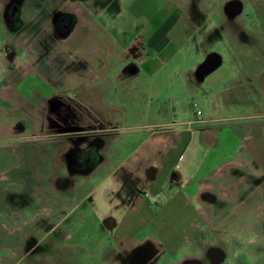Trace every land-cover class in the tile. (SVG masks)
<instances>
[{
	"label": "rangeland",
	"instance_id": "obj_1",
	"mask_svg": "<svg viewBox=\"0 0 264 264\" xmlns=\"http://www.w3.org/2000/svg\"><path fill=\"white\" fill-rule=\"evenodd\" d=\"M31 1L25 0L22 11L39 14L41 5ZM193 1L73 5L91 11L88 19L97 24V33L87 35L97 40V52L90 60L99 77L114 78L111 84L98 83L101 94L77 100L87 110L80 117L83 127L111 126L115 135L100 140L99 159L89 165L74 160L84 145L40 131L38 115L15 111L11 96L31 89V79L7 69L0 53V264H193L197 259L201 264H264V0H253L252 6L251 0H241L245 11L225 20L220 42L217 36L205 40L201 30L189 31L187 19L194 6L207 17L204 31H212L222 24L220 9L229 0ZM166 12L173 28L156 47L150 38ZM5 29L0 15V50L13 40ZM76 29L83 35L89 27L81 23ZM138 47L146 65L117 82L122 67L139 60L132 53ZM16 54L21 60L15 67L24 71V53ZM210 54L219 55L221 65L200 74L197 65ZM43 66L50 64L43 61ZM196 110L206 122L202 127L212 132V145L201 144L176 162L171 148L156 149L157 160L141 177L128 174L122 163L140 156L144 138L151 145L164 144L196 119ZM207 174L215 178L213 190L175 193L181 179ZM153 179L164 186L151 192ZM102 198L118 200L113 213L110 201L106 206ZM164 205L158 227L155 210ZM178 240V251L170 250L168 242L172 246ZM207 253L219 259L208 260Z\"/></svg>",
	"mask_w": 264,
	"mask_h": 264
},
{
	"label": "flooded vegetation",
	"instance_id": "obj_2",
	"mask_svg": "<svg viewBox=\"0 0 264 264\" xmlns=\"http://www.w3.org/2000/svg\"><path fill=\"white\" fill-rule=\"evenodd\" d=\"M87 1L89 0L31 1L34 7L37 3L38 6L41 5L39 14L22 11L23 5L27 4L25 0H5L0 8L2 21L6 25L5 32L13 39L3 49L1 46V58L6 62L4 66L17 73L19 78L31 79V89L28 88L26 93L17 90L11 96L12 102L16 104L15 111L22 115H25L23 111L38 115L40 131L65 135V142L84 145L74 159L84 162V165H89V161L95 163L99 159L95 150L101 139L115 138L111 126L103 129L100 125L96 129L94 125L83 127L80 124L81 114L87 110L77 100L101 94L97 91V85L103 79L109 80L108 84L114 83L112 77H99L97 65L90 60L93 52H97V40H92L87 34L96 35L97 24L89 21L88 16H92V13L87 8L79 11L78 8H73L74 4ZM81 23L84 27H89L83 35L75 33ZM19 39L20 44L17 43ZM16 50L24 53V71H18L15 67L17 60H21ZM43 61H48L50 66L42 67ZM122 68L120 75L116 77V81L121 83L136 72L133 64L126 63ZM50 71L53 72L52 75L47 74ZM48 89L52 91L49 92ZM111 107L107 109L112 112ZM29 119L33 127L34 120ZM99 131L107 133L94 135ZM205 258L217 261L219 255L207 253ZM196 261L192 263L203 262L198 259Z\"/></svg>",
	"mask_w": 264,
	"mask_h": 264
},
{
	"label": "crops",
	"instance_id": "obj_3",
	"mask_svg": "<svg viewBox=\"0 0 264 264\" xmlns=\"http://www.w3.org/2000/svg\"><path fill=\"white\" fill-rule=\"evenodd\" d=\"M156 3H179L182 5H186L189 0H154ZM198 2V0H194L193 2ZM251 6L253 5V0H251ZM236 2L240 5V13L237 14L236 16L232 17L231 13L227 14V12L225 11V6L229 3H233ZM208 3H213L212 0H208ZM164 9V8H163ZM260 10V7L258 8ZM192 13L190 14L191 16L188 17L187 21H188V26H189V31H195L196 29L201 30L204 34V36L207 35V38H205V40L210 41L209 37H215L217 36V41L220 42L222 40V35L223 33V29H224V25H225V20L228 18V20H234L236 18H239L240 16L243 15L244 11H245V4L241 1V0H229L227 2H225L221 9H220V15L223 16V21L222 24L217 25L216 27H214V29H212V31H208L209 28L205 29L207 31H204V28H202L205 25V28L207 26L206 24V18L201 12L196 11L195 7H192ZM262 11V10H260ZM254 13V12H253ZM167 17H165L163 24L157 29V31L154 32V34L152 35V37L150 38V42H152V44H155L156 47H159V45L163 44L164 42V36L166 35V33L173 28V17H171L170 12H166ZM255 14V13H254ZM232 18V19H231ZM188 33V32H187ZM204 39V38H203ZM213 41V40H211ZM130 47V45H129ZM141 49L140 47H138L135 52V55H138V59L136 62L133 63L134 68L136 69V71H140L139 67H144L146 65V60L142 59L141 56ZM205 56L202 57V61H205L206 57ZM204 58V60H203ZM222 60V59H221ZM202 64L204 62H201ZM200 63V64H201ZM199 65V64H198ZM197 65V66H198ZM221 65V64H220ZM196 66V67H197ZM201 66V65H199ZM199 77V76H198ZM109 121V120H108ZM111 121H113V119H111ZM195 120L193 121H188L186 124H184L186 127L183 128L182 130H179L178 132H176V134L174 135V137H172L170 140H165L164 144H154L151 145V140L149 139H145L144 138V146L142 145L140 147V156H136L135 154L132 155V157L126 161H124L122 163V165L124 166L125 170L128 171V174H132L136 177H141L144 173V171L147 169V167L151 164V162L153 160H157V158H155V153L154 151H156V149L159 150H163L164 148L168 147L171 148V152H174V159L172 160V162H176L175 160L180 159V157H183L182 160L185 158L186 155L188 154H193L196 153L198 149H200V147L204 144L207 143L208 145H212L211 142L209 141V139H212L210 137V131L205 129L204 127H202L206 122L205 121H201L200 123H193ZM110 122V121H109ZM112 125V124H111ZM196 127V128H193ZM162 142V141H161ZM154 143H157V141H155ZM202 144V145H201ZM152 153H154V155H152ZM133 158H135L133 160ZM181 160V161H182ZM129 161L132 162L129 165H126L125 163ZM180 161H178L177 163H179ZM188 164L189 163H184V166L188 168ZM130 166V167H129ZM139 168V172L134 173L133 171H137L136 169ZM127 167L130 169H127ZM133 170V171H131ZM141 171V172H140ZM221 174V173H220ZM218 175V174H217ZM215 179L214 177H211L210 174L208 175H203L200 176L198 175L197 178L194 180L193 176L184 179H181V181H179V185L178 188H175V193H178L179 195H184L187 194L188 195V190L191 189L192 194H195L196 191H203V190H213V184H211V181ZM112 181L114 182L113 187L112 188H118L119 184L115 181V179L112 178ZM164 186V185H163ZM162 184L158 183L156 179H153L151 182V186H150V191H157L160 190L161 187H163ZM110 188L108 189H103L105 192L108 191ZM215 189V188H214ZM186 190V191H185ZM173 193V195L175 194ZM154 195H157L156 193ZM102 201L105 202V205L108 206V201H110L107 198H102ZM118 203L117 199H112L110 201V208H109V212L113 213L114 210V206ZM143 205V204H142ZM166 205V204H165ZM161 206L158 208V210H155L156 215L154 217V222L156 224V226L158 227H162L163 224L160 222L161 218L160 216L162 215L163 210H165L166 206ZM181 241V240H180ZM179 240L176 242V244L172 245L170 244V242H168V245L170 246V250L173 251H178L179 249Z\"/></svg>",
	"mask_w": 264,
	"mask_h": 264
},
{
	"label": "water",
	"instance_id": "obj_4",
	"mask_svg": "<svg viewBox=\"0 0 264 264\" xmlns=\"http://www.w3.org/2000/svg\"><path fill=\"white\" fill-rule=\"evenodd\" d=\"M240 5L236 2L233 3H229L225 6V11L227 12V14L231 13L232 17L236 16L237 14L240 13ZM221 64V57L217 54H210L206 57L204 63L200 66L199 72L200 74L202 72H204V75L210 73L211 71L215 70L216 68H218ZM200 77H202L201 75H197Z\"/></svg>",
	"mask_w": 264,
	"mask_h": 264
},
{
	"label": "built area",
	"instance_id": "obj_5",
	"mask_svg": "<svg viewBox=\"0 0 264 264\" xmlns=\"http://www.w3.org/2000/svg\"><path fill=\"white\" fill-rule=\"evenodd\" d=\"M194 115H195L196 119L193 123H200L201 120H199V117L201 116V112L196 110Z\"/></svg>",
	"mask_w": 264,
	"mask_h": 264
}]
</instances>
